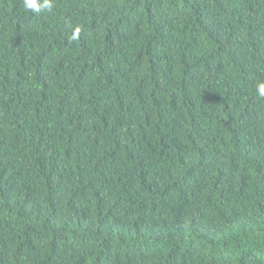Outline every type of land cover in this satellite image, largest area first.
Returning <instances> with one entry per match:
<instances>
[{
  "label": "trees",
  "instance_id": "obj_1",
  "mask_svg": "<svg viewBox=\"0 0 264 264\" xmlns=\"http://www.w3.org/2000/svg\"><path fill=\"white\" fill-rule=\"evenodd\" d=\"M53 3L0 0V264H264V0Z\"/></svg>",
  "mask_w": 264,
  "mask_h": 264
},
{
  "label": "clouds",
  "instance_id": "obj_2",
  "mask_svg": "<svg viewBox=\"0 0 264 264\" xmlns=\"http://www.w3.org/2000/svg\"><path fill=\"white\" fill-rule=\"evenodd\" d=\"M23 7L25 10H31L33 13H39L41 9H46L49 12L52 11L54 7L53 0H23ZM81 28L79 26L75 27L72 32L71 40L78 38ZM257 95L264 98V82L257 85Z\"/></svg>",
  "mask_w": 264,
  "mask_h": 264
}]
</instances>
